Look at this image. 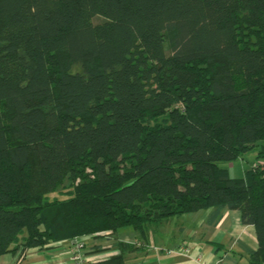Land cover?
Instances as JSON below:
<instances>
[{"label":"trees","instance_id":"obj_1","mask_svg":"<svg viewBox=\"0 0 264 264\" xmlns=\"http://www.w3.org/2000/svg\"><path fill=\"white\" fill-rule=\"evenodd\" d=\"M207 209L264 264V0H0V256Z\"/></svg>","mask_w":264,"mask_h":264},{"label":"crops","instance_id":"obj_2","mask_svg":"<svg viewBox=\"0 0 264 264\" xmlns=\"http://www.w3.org/2000/svg\"><path fill=\"white\" fill-rule=\"evenodd\" d=\"M210 210L182 214L174 217V222L173 218L163 219L148 230L145 239L131 227L122 228L117 234L84 236L85 262L103 260L124 251L125 264H252L250 253L258 248L253 225L242 223L237 210H224L218 223L208 229L206 218ZM69 242L54 243L46 249L6 253L0 256V264H73ZM118 242L122 243L121 248Z\"/></svg>","mask_w":264,"mask_h":264},{"label":"rangeland","instance_id":"obj_3","mask_svg":"<svg viewBox=\"0 0 264 264\" xmlns=\"http://www.w3.org/2000/svg\"><path fill=\"white\" fill-rule=\"evenodd\" d=\"M33 1H36V0H33ZM8 64L10 66L13 76L15 78H19L22 74V68L12 61H9ZM255 153H256L255 151H249L245 153L244 155H242V157L240 156L236 158L235 160H231L223 165L228 169L230 175L235 176V177H240L243 175L245 170L249 169L254 164ZM51 195H55V194L53 193ZM172 218L174 219V217ZM174 221L175 219L172 222ZM150 237H153L152 233Z\"/></svg>","mask_w":264,"mask_h":264},{"label":"built area","instance_id":"obj_4","mask_svg":"<svg viewBox=\"0 0 264 264\" xmlns=\"http://www.w3.org/2000/svg\"><path fill=\"white\" fill-rule=\"evenodd\" d=\"M83 242L79 237H74L69 243V257L73 264H84L85 258L83 256Z\"/></svg>","mask_w":264,"mask_h":264}]
</instances>
